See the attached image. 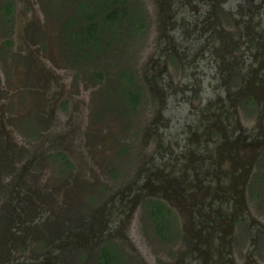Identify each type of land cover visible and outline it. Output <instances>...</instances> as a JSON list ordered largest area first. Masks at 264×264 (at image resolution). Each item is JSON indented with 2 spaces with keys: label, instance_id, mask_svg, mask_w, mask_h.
I'll return each instance as SVG.
<instances>
[{
  "label": "flooded vegetation",
  "instance_id": "af4514ba",
  "mask_svg": "<svg viewBox=\"0 0 264 264\" xmlns=\"http://www.w3.org/2000/svg\"><path fill=\"white\" fill-rule=\"evenodd\" d=\"M0 264H264V0H0Z\"/></svg>",
  "mask_w": 264,
  "mask_h": 264
},
{
  "label": "rangeland",
  "instance_id": "374dc122",
  "mask_svg": "<svg viewBox=\"0 0 264 264\" xmlns=\"http://www.w3.org/2000/svg\"><path fill=\"white\" fill-rule=\"evenodd\" d=\"M117 57V56H116ZM101 63L99 62H95V67L93 66L94 69L98 68V67H101ZM79 72L82 71L83 73H87L88 71H90L92 69V66L91 65H79ZM109 73L110 71H108L106 74L109 76ZM115 75V74H114ZM113 75V76H114ZM108 78V77H107ZM113 91V90H112ZM113 98V97H112Z\"/></svg>",
  "mask_w": 264,
  "mask_h": 264
},
{
  "label": "water",
  "instance_id": "95a60500",
  "mask_svg": "<svg viewBox=\"0 0 264 264\" xmlns=\"http://www.w3.org/2000/svg\"><path fill=\"white\" fill-rule=\"evenodd\" d=\"M183 107V106H182ZM181 126V125H180ZM228 137V136H227ZM249 138H251V140H250V142L249 143H251L252 142V137H249ZM219 141H221V139L219 140ZM245 181H246V177H245V179H244V181H243V184L245 183ZM241 220H242V222L243 223H246V220H249V222L250 221H256L250 214H248V216H246L245 217V219L244 218H242V217H239ZM184 230V229H183ZM183 233H187L186 231H183ZM251 235H253V234H251ZM197 251V250H196ZM196 255V254H195ZM203 254L201 253V256H202Z\"/></svg>",
  "mask_w": 264,
  "mask_h": 264
}]
</instances>
